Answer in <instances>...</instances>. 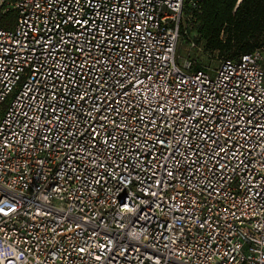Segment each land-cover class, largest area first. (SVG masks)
<instances>
[{
	"label": "built area",
	"instance_id": "2783aa9c",
	"mask_svg": "<svg viewBox=\"0 0 264 264\" xmlns=\"http://www.w3.org/2000/svg\"><path fill=\"white\" fill-rule=\"evenodd\" d=\"M202 3L0 0V264H264V48Z\"/></svg>",
	"mask_w": 264,
	"mask_h": 264
},
{
	"label": "trees",
	"instance_id": "16d2710c",
	"mask_svg": "<svg viewBox=\"0 0 264 264\" xmlns=\"http://www.w3.org/2000/svg\"><path fill=\"white\" fill-rule=\"evenodd\" d=\"M236 2L203 0L195 22L198 41L206 40L207 49L226 57L264 48V0H242L238 6Z\"/></svg>",
	"mask_w": 264,
	"mask_h": 264
},
{
	"label": "rangeland",
	"instance_id": "374dc122",
	"mask_svg": "<svg viewBox=\"0 0 264 264\" xmlns=\"http://www.w3.org/2000/svg\"><path fill=\"white\" fill-rule=\"evenodd\" d=\"M191 27L189 29V35L191 37H195V27H197V24L195 26V20L194 17L191 18V23H190ZM222 37H224V35H222ZM187 43V42H186ZM184 43L181 46V53L184 54V47L185 44ZM191 55H193V57L197 58L198 61H200L201 63H205V64H210V65H215L217 63V60L219 57H221V53L218 50H209L206 47V40L204 41L203 39L199 40L198 46L194 47L190 50Z\"/></svg>",
	"mask_w": 264,
	"mask_h": 264
}]
</instances>
